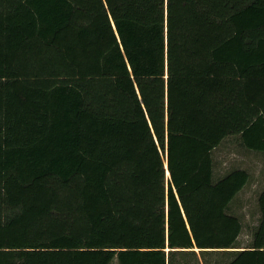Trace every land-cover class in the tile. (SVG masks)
Segmentation results:
<instances>
[{"label": "trees", "instance_id": "16d2710c", "mask_svg": "<svg viewBox=\"0 0 264 264\" xmlns=\"http://www.w3.org/2000/svg\"><path fill=\"white\" fill-rule=\"evenodd\" d=\"M231 135L264 154V0H0V264H264Z\"/></svg>", "mask_w": 264, "mask_h": 264}, {"label": "rangeland", "instance_id": "374dc122", "mask_svg": "<svg viewBox=\"0 0 264 264\" xmlns=\"http://www.w3.org/2000/svg\"><path fill=\"white\" fill-rule=\"evenodd\" d=\"M214 176L223 174L232 169H244L248 173V180L243 188L230 201V211L236 214L242 223V231L238 237V245L246 246L251 241L253 232L259 224L261 211L259 207V194L264 188V154L246 148L241 143L238 135L226 137L214 149ZM200 261L196 264H204L199 248H196ZM220 251L206 254L209 264H220ZM111 264H117L116 258ZM190 264H195L192 261Z\"/></svg>", "mask_w": 264, "mask_h": 264}, {"label": "water", "instance_id": "95a60500", "mask_svg": "<svg viewBox=\"0 0 264 264\" xmlns=\"http://www.w3.org/2000/svg\"><path fill=\"white\" fill-rule=\"evenodd\" d=\"M167 171H168V166L166 165ZM169 176V174H167Z\"/></svg>", "mask_w": 264, "mask_h": 264}, {"label": "bare ground", "instance_id": "6f19581e", "mask_svg": "<svg viewBox=\"0 0 264 264\" xmlns=\"http://www.w3.org/2000/svg\"><path fill=\"white\" fill-rule=\"evenodd\" d=\"M167 174H169V171H167Z\"/></svg>", "mask_w": 264, "mask_h": 264}]
</instances>
